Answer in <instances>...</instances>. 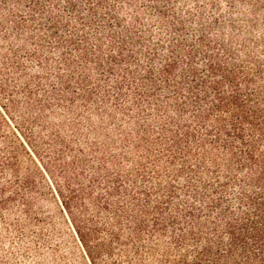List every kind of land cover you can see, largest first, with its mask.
<instances>
[{"label": "rangeland", "instance_id": "rangeland-1", "mask_svg": "<svg viewBox=\"0 0 264 264\" xmlns=\"http://www.w3.org/2000/svg\"><path fill=\"white\" fill-rule=\"evenodd\" d=\"M201 34L233 65L264 64V0H0V264H87L57 193L112 245L104 262L157 260L171 234L150 253L135 229L157 204L169 203L167 224L200 202L182 165L205 167L192 179L203 194L212 162L227 159L172 144L178 115L159 74Z\"/></svg>", "mask_w": 264, "mask_h": 264}, {"label": "trees", "instance_id": "trees-1", "mask_svg": "<svg viewBox=\"0 0 264 264\" xmlns=\"http://www.w3.org/2000/svg\"><path fill=\"white\" fill-rule=\"evenodd\" d=\"M88 11L94 13L90 6ZM180 51L188 52V57L176 79L180 61L176 54ZM175 52L171 51V59L164 60L159 74L161 86L173 91L169 105L178 115L172 144L208 145L216 153L222 149L227 159L212 162L204 175L206 180L199 183L203 194L192 186V179L202 178L205 167L182 165L188 190L193 191L195 199L202 195L200 202L185 208L182 219L170 218L167 224L162 215L169 203L157 204L154 214L161 218L140 223L135 236L138 241L144 236L149 239L147 252L151 253L158 247L154 245L156 237L171 234L168 246L153 264H264V64L242 61L233 65L203 34L195 45L187 50L179 47ZM121 54L118 61L113 56L109 61L119 64L123 61ZM147 73L152 74L150 68ZM147 82L155 90L153 79L147 78ZM183 115L190 125H182ZM230 186H235L236 198H230ZM169 193L176 194L174 188ZM205 193L210 196L204 198ZM58 194L87 264H110L101 256H112V245L96 240V231L88 223L76 221L69 200ZM111 238L119 243L118 238Z\"/></svg>", "mask_w": 264, "mask_h": 264}]
</instances>
